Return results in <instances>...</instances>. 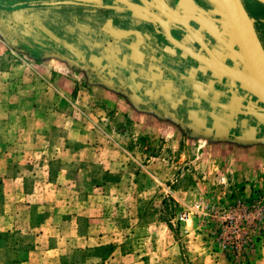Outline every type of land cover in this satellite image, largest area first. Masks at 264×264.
<instances>
[{"label":"rangeland","instance_id":"obj_1","mask_svg":"<svg viewBox=\"0 0 264 264\" xmlns=\"http://www.w3.org/2000/svg\"><path fill=\"white\" fill-rule=\"evenodd\" d=\"M59 1L0 5V138L34 194L0 209V264L27 254L12 262V240L36 247L34 264H264V99L173 48L140 13L110 9L108 0ZM79 6L98 8L100 28L121 18L115 13L142 24L127 31L123 46L134 58L124 55L125 67L106 47L96 63L79 62L93 39L61 16ZM262 12L252 22L264 40ZM122 69L136 81H127L128 101L113 97L123 95ZM174 82L177 99L166 92ZM229 103L253 136L230 138L219 125L228 112L216 105ZM257 131L260 141L247 139Z\"/></svg>","mask_w":264,"mask_h":264},{"label":"crops","instance_id":"obj_2","mask_svg":"<svg viewBox=\"0 0 264 264\" xmlns=\"http://www.w3.org/2000/svg\"><path fill=\"white\" fill-rule=\"evenodd\" d=\"M11 1H13L14 4H17L16 2H20L19 4L22 5V2H26V1H30V0H0V5H2V6L4 4L7 5ZM83 1L84 0H82L81 2L82 3H87L85 1L84 2ZM82 5H85V4H82ZM88 5H90V3ZM80 8H81V10H73V9H71L70 12H68L69 8L65 7V14H61V16L64 17L66 15H71L74 18L75 24L79 28V33L82 32L81 33V35H82L83 32H84L87 36H89V37H91L93 39V41H91L90 43L85 40V44L86 45L84 44L85 45L84 48H83L84 50L81 52V55H79L77 57L79 62L83 65V67H86L87 63H89V62L96 63L95 60L97 59L98 54H100V52H102V51L104 52L105 51V47L113 55V58L115 60H117V63L119 61L123 60V64H122L123 66H124V62L125 63L128 62L126 60L124 61V59H125L124 55L128 56L129 60H131L132 57L134 58V55H132V52L129 50V48L128 47H124L125 45L123 46V44H124V41L127 40L126 37L130 38V34L131 33L134 34L136 32L135 29H137L136 28L137 25H134V24H138L139 26H142V24L138 20H137V23L135 22L136 20H133V19H132L133 22L132 21H127V19H124L121 14H116L115 13L116 16L121 17V18H117L116 19V18L113 17V18H111L112 21L109 20L108 23L105 26L100 28V22H99L100 17H99L98 14L94 13V12H98V9L97 8H93V7L90 8L89 6H87V7L81 6ZM72 11H75L77 13L75 14V12H72ZM65 18H67V16ZM118 19H120L121 22L119 20V22H118L119 26L116 27L114 25V23H112V22H114L115 20L117 21ZM116 24H117V22H116ZM148 28H150V27H148ZM147 33L148 32H146V35H148ZM149 33H153V31L151 30V31H149ZM153 34H155V33H153ZM80 38H81V40L84 41V37L81 36ZM0 42H1V39H0ZM136 44L141 45L140 42H138ZM101 45H104V46H101ZM152 46H154V45H150L149 48H152ZM117 48H118V50H117ZM119 48H121V51H119L120 50ZM119 55L123 57L121 60H119ZM144 56L146 58L148 57L147 54H145ZM53 57H60V56H56L55 54H48L47 55V59L48 60H51ZM145 57H143L144 60H145ZM119 64L120 63H118V65ZM54 70H58V69L54 68ZM122 70H123L122 75L124 76V80H123L124 85L122 86L123 88H122L121 92L123 93V95L122 94L119 95V93H118V96H117V95H115V93H113V97H115V99H116L119 96H121V97L123 96L128 101L129 99H128V97H126V94H127L126 92L127 91L129 92L131 90L130 89V85L128 84V82L132 81V79H133V82H136V81L132 77V75H131V73L129 71L127 72L125 69H122ZM96 74H97L96 72H92L91 75L97 76ZM126 74H128L130 76V78H128L127 80H126ZM122 75L120 74V76L123 78ZM61 78H64V77L62 76ZM98 79H99V77H96V80H97V82L95 81L96 84L97 83L98 84L101 83V82H99ZM137 79L138 80L139 79L142 80V79H145V77H143L141 75H137ZM162 79H164V78H162ZM156 84H158V82H156ZM101 85H103V84H101ZM114 85L115 84H111V83H109L108 85L106 84L105 90H107L108 94H110L111 92H114V91H112L113 90L112 87ZM167 85H169L171 88H167L166 92L168 94L175 92V95L171 96V98L172 99H175V98L177 99L180 90L176 89V87L179 86V83L178 82H174L173 84H167ZM178 88H180V86ZM189 91L190 90H185V93H186L187 97L190 95ZM109 102H111V100H109ZM117 104H118V102H117ZM119 106H120V109L122 108V106L125 109L126 106H127L126 101H123V103H121ZM220 106L216 105V107L218 108L217 110H219L220 112L222 111L223 113H225V112H227L229 110L232 111V113H230L231 114L230 117L224 118V120L219 123L220 126H223L225 128V130H226L225 132L232 133V135L229 136L230 138L231 137L234 138V139L245 138L243 136V134H245L247 136H253L252 131H256L255 128H251L250 129L251 132H249V131L246 132L244 129H241V130L239 129V128H242L240 126V123H241L242 120H241V115L239 114L240 113V109H238V107H234L233 105H231V103H229L228 106L226 105L225 107H223V105H220ZM257 118H259V117H257ZM256 128L259 131V125ZM258 131L256 132L257 137H255V136L252 137V138H248L247 137V139L248 140L257 139V140H254V141H260V139L258 138L260 133H258ZM248 133H250V135ZM24 140H26L27 143L29 144L30 140L21 139V141H24ZM3 142H4L3 139L0 138V209L3 206H14L15 201L24 200L26 197L28 198L27 199V202H28L30 200L29 197L34 195L33 192H30L26 188L25 178H24L25 177L24 171H22L20 169L21 168L20 166L15 168V159H14L15 153L12 151V147L11 146H6V148L4 149L5 146H4ZM5 150H7V151H5ZM4 162H6V163H4ZM15 171H16V173H15ZM0 214H3V213L0 211ZM48 222L49 221L47 219H43V221H41V225L43 226L45 224H48ZM35 229L36 228H32V227L30 228L29 227V230L25 232V235L27 234V236H29L30 235V230H35ZM13 233H14V231L12 229L10 234H13ZM79 238L80 239H85V240L86 239H91L90 236H86L84 234H79ZM12 239H14L13 236H12ZM0 240H1V238H0ZM52 240H54V239H52ZM20 246H21V244H15V242L13 240L9 244V247H11V249H12L11 252L13 254L12 259H11L12 262L15 259V252H17L19 254L22 253V252L23 253L27 252L26 255H22L23 259H22L21 264H34L32 260H33V257L35 255L36 247L35 248L31 247V248H29V250L25 251L26 249L23 250V249H21ZM79 246H80L79 247V251H83L81 249L82 246L81 245H79ZM83 246H85V245H83ZM87 246L90 247L91 244H88ZM2 247H3V244H1V242H0V249H2ZM16 247H20V248H17L18 249L17 250ZM53 250L54 249L52 248L49 251H53ZM0 252H1V250H0ZM4 264H7V262L4 263Z\"/></svg>","mask_w":264,"mask_h":264},{"label":"flooded vegetation","instance_id":"obj_3","mask_svg":"<svg viewBox=\"0 0 264 264\" xmlns=\"http://www.w3.org/2000/svg\"><path fill=\"white\" fill-rule=\"evenodd\" d=\"M129 1L139 3L142 6H145L156 16L165 18L163 12H166L181 19L184 23H181L174 19L170 20L169 22V26L173 36L179 42L185 43L186 45L190 46L200 56L210 57L209 54H207L206 52V49L204 47L205 45L210 49V51L216 57H218L223 62L230 65L231 64L233 65L235 63L233 62V60L237 56L233 48L236 49L239 48L236 42L234 41L235 42L234 43L232 38H230L231 36L230 33L228 32L225 11L219 0H129ZM108 2H110L108 5L110 9H114V10L123 9L127 11L131 10L133 12L131 14L140 13L148 19L153 18L151 15H147L139 9H135L132 6L126 5L125 3H122V1L120 0H108ZM241 2L245 10L251 17V19H253V17L256 15L254 14V12L256 13V11L260 9L264 10V3L258 0H253V1L241 0ZM79 3L80 5L82 4L88 5L87 3H82V2ZM67 4H71V3H67ZM92 5H94L95 7L105 6V4H92ZM259 16L264 19V12H262V14H259ZM253 25L264 48V40L261 37L259 28H257L254 22ZM186 26H188L194 34ZM168 43L173 48H176L177 50L184 52L183 50L179 49L174 44H172L169 40ZM190 57L194 61L201 63L199 60L195 59L194 57L192 56Z\"/></svg>","mask_w":264,"mask_h":264},{"label":"water","instance_id":"obj_4","mask_svg":"<svg viewBox=\"0 0 264 264\" xmlns=\"http://www.w3.org/2000/svg\"><path fill=\"white\" fill-rule=\"evenodd\" d=\"M120 1H122V3H125L126 5L134 7L135 9H139L143 11L147 15H151L153 17L152 18L153 21L157 25H159V27L161 28L162 32L166 35L168 40L176 47L183 50L185 53L194 57L195 59L199 60L205 66H208L212 69L218 70L222 73H225L229 76L235 77L243 81L252 92H254L259 97L264 99V48L255 28H253L255 35H253L249 30V27L246 24L245 19H243L241 16L240 11L243 10L246 13V10L241 0H236V5L238 7L235 6L231 0H219L225 11L228 30L239 48V52L241 55V67L229 65L223 62L218 57H216L210 51V49L205 45L204 47L206 49V52L207 54H209L210 57L200 56L190 46L186 45L185 43H181L177 39H175V37L171 32L169 22L170 20L174 19L176 21L184 23L181 19L166 12H163L165 18H162L160 16H156L148 8L142 6L139 3H135L129 0H120ZM258 1L264 3V0H258ZM58 3H79V2L73 0H65V1H59ZM188 29L191 31L189 27ZM257 77H259L262 80L257 79Z\"/></svg>","mask_w":264,"mask_h":264},{"label":"bare ground","instance_id":"obj_5","mask_svg":"<svg viewBox=\"0 0 264 264\" xmlns=\"http://www.w3.org/2000/svg\"><path fill=\"white\" fill-rule=\"evenodd\" d=\"M232 2H233V4L235 5V6H237L236 5V0H231ZM238 7V6H237ZM239 11H240V8H239ZM241 12V16H242V18L243 19H245V22H246V24L248 25V27H249V30L251 31V33L253 34V35H255V32H254V26H253V22H252V19H251V17L249 16V14L247 13V11H246V13L242 10V11H240ZM256 76V75H255ZM257 79H260L259 77H257ZM260 80H262V79H260Z\"/></svg>","mask_w":264,"mask_h":264},{"label":"trees","instance_id":"obj_6","mask_svg":"<svg viewBox=\"0 0 264 264\" xmlns=\"http://www.w3.org/2000/svg\"><path fill=\"white\" fill-rule=\"evenodd\" d=\"M228 112V114H227V117H230L229 115H230V113H231V111L229 110V111H227ZM224 120V119H223ZM222 120V121H223Z\"/></svg>","mask_w":264,"mask_h":264}]
</instances>
